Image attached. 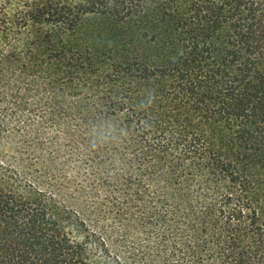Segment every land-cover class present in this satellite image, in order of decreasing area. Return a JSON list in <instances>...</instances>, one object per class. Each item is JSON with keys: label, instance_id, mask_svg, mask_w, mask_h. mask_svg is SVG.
I'll return each mask as SVG.
<instances>
[{"label": "trees", "instance_id": "1", "mask_svg": "<svg viewBox=\"0 0 264 264\" xmlns=\"http://www.w3.org/2000/svg\"><path fill=\"white\" fill-rule=\"evenodd\" d=\"M74 111L97 195L0 168V264H264V0H0V118Z\"/></svg>", "mask_w": 264, "mask_h": 264}, {"label": "rangeland", "instance_id": "2", "mask_svg": "<svg viewBox=\"0 0 264 264\" xmlns=\"http://www.w3.org/2000/svg\"><path fill=\"white\" fill-rule=\"evenodd\" d=\"M66 95V103L75 104ZM81 121L79 111L66 118H0V168L20 173L15 184L22 194L42 187L46 193H32L61 225L77 219L85 198L97 195L99 171L79 148ZM136 264H144L141 256Z\"/></svg>", "mask_w": 264, "mask_h": 264}]
</instances>
